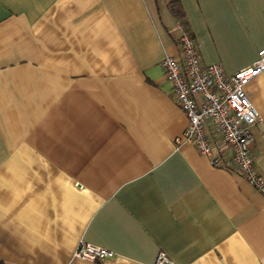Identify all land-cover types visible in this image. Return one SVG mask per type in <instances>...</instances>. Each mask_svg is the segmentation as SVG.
<instances>
[{"label":"crops","instance_id":"0c3cea01","mask_svg":"<svg viewBox=\"0 0 264 264\" xmlns=\"http://www.w3.org/2000/svg\"><path fill=\"white\" fill-rule=\"evenodd\" d=\"M178 23L228 73L264 46V0H0V264H264V193L175 140ZM248 82L264 174V71Z\"/></svg>","mask_w":264,"mask_h":264},{"label":"built area","instance_id":"2783aa9c","mask_svg":"<svg viewBox=\"0 0 264 264\" xmlns=\"http://www.w3.org/2000/svg\"><path fill=\"white\" fill-rule=\"evenodd\" d=\"M172 30L180 31L177 52L166 55L161 64L173 98L188 118L187 127L182 135L176 136V142L195 145L214 164L235 170L264 193V174L250 146L253 126L261 117L245 88L248 81L264 71V46L252 64L228 73L222 63L202 59L196 38L182 23ZM73 255L96 261L111 257L114 252L81 239ZM153 264L178 263L160 250Z\"/></svg>","mask_w":264,"mask_h":264},{"label":"trees","instance_id":"16d2710c","mask_svg":"<svg viewBox=\"0 0 264 264\" xmlns=\"http://www.w3.org/2000/svg\"><path fill=\"white\" fill-rule=\"evenodd\" d=\"M174 3H175V2H173V5H175ZM175 11H176V10H175ZM177 14L180 15V12H178Z\"/></svg>","mask_w":264,"mask_h":264}]
</instances>
